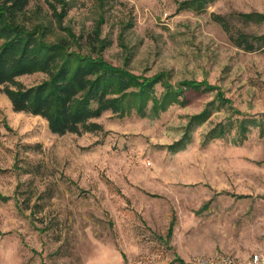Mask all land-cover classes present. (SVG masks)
Wrapping results in <instances>:
<instances>
[{
  "label": "rangeland",
  "instance_id": "1",
  "mask_svg": "<svg viewBox=\"0 0 264 264\" xmlns=\"http://www.w3.org/2000/svg\"><path fill=\"white\" fill-rule=\"evenodd\" d=\"M184 1H30L27 20L48 38L71 37L83 52L98 42L109 62L160 73L157 95L164 81L182 94L158 113L151 98L145 114L106 110L95 118L103 129L59 134L43 116L14 110L0 87V264H188L218 250L264 253V42L248 50L234 41L240 30L264 33V20L238 14L264 12V0ZM208 103L209 116L190 126ZM230 104L259 120L246 136ZM219 122L226 134L207 138Z\"/></svg>",
  "mask_w": 264,
  "mask_h": 264
},
{
  "label": "trees",
  "instance_id": "2",
  "mask_svg": "<svg viewBox=\"0 0 264 264\" xmlns=\"http://www.w3.org/2000/svg\"><path fill=\"white\" fill-rule=\"evenodd\" d=\"M30 1L0 0V87L10 99L14 110L43 116L53 132L81 133L103 129V124L95 118L106 110L123 113L136 107L141 114H145L148 101L152 98V110L158 113L172 101L179 100L182 85L176 87L164 81V89L157 95L156 83L162 80L160 73L138 74L113 64L100 54L98 42L91 41L92 50L83 52L72 47L78 41L71 37L48 38L45 28L27 20L26 10ZM208 1L184 2L200 6ZM238 14L246 20H264V12L261 11ZM212 16L226 30L231 31L226 16L219 13H212ZM253 36L240 30L234 35V41L242 48L252 50L256 48L255 41L264 42V33ZM36 71L45 73V77L32 84L19 79L22 74ZM183 82L184 86L193 88L211 87L205 80L185 79ZM217 98L222 103L231 102L221 91H218ZM211 110L208 103L200 112L190 116L189 125L197 120H205ZM233 111L243 115L239 119L238 132L241 137L246 136L250 124L259 123L256 117H247L237 107H233ZM260 123L264 129L263 121ZM227 131V124L219 122L206 137L225 135ZM181 142L179 140L177 144ZM177 258L183 260L180 256Z\"/></svg>",
  "mask_w": 264,
  "mask_h": 264
},
{
  "label": "built area",
  "instance_id": "3",
  "mask_svg": "<svg viewBox=\"0 0 264 264\" xmlns=\"http://www.w3.org/2000/svg\"><path fill=\"white\" fill-rule=\"evenodd\" d=\"M189 264H264V253L254 251L246 257L238 256L224 250L211 254L195 255Z\"/></svg>",
  "mask_w": 264,
  "mask_h": 264
},
{
  "label": "crops",
  "instance_id": "4",
  "mask_svg": "<svg viewBox=\"0 0 264 264\" xmlns=\"http://www.w3.org/2000/svg\"><path fill=\"white\" fill-rule=\"evenodd\" d=\"M252 252H254V251H252ZM252 252H251V253H252ZM249 254H250V253H249ZM180 257H181V256H180ZM189 261H190V260H189ZM189 261H188V264H189Z\"/></svg>",
  "mask_w": 264,
  "mask_h": 264
}]
</instances>
